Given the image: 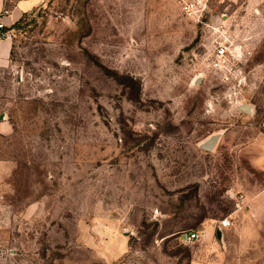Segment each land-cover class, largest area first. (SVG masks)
<instances>
[{"label": "rangeland", "instance_id": "obj_1", "mask_svg": "<svg viewBox=\"0 0 264 264\" xmlns=\"http://www.w3.org/2000/svg\"><path fill=\"white\" fill-rule=\"evenodd\" d=\"M33 1L0 68V264H264V0Z\"/></svg>", "mask_w": 264, "mask_h": 264}, {"label": "built area", "instance_id": "obj_2", "mask_svg": "<svg viewBox=\"0 0 264 264\" xmlns=\"http://www.w3.org/2000/svg\"><path fill=\"white\" fill-rule=\"evenodd\" d=\"M182 13L185 16L192 18H200L211 11L212 3L225 6L229 0H177ZM9 12L0 13V44L13 39L14 31L11 27L3 22V18L8 16ZM232 44L229 40H217L214 52L210 58V66L219 71H228L230 59L235 57V50L231 49ZM237 52V51H236ZM239 52V51H238ZM239 205V203H238ZM231 227V222L228 218L221 222V228L227 229ZM185 243L189 244L198 238L196 233H187L183 235Z\"/></svg>", "mask_w": 264, "mask_h": 264}, {"label": "crops", "instance_id": "obj_3", "mask_svg": "<svg viewBox=\"0 0 264 264\" xmlns=\"http://www.w3.org/2000/svg\"><path fill=\"white\" fill-rule=\"evenodd\" d=\"M238 1V0H236ZM178 2V1H177ZM179 5V3H178ZM180 6V5H179ZM34 7V1H25L20 3L14 9L9 12L8 16L3 18V22L9 26H14L23 16V14L27 13L29 9ZM1 13V11H0ZM12 52V44L11 41H6L0 44V68H5L10 64V56ZM258 166L264 171V158H259Z\"/></svg>", "mask_w": 264, "mask_h": 264}, {"label": "water", "instance_id": "obj_4", "mask_svg": "<svg viewBox=\"0 0 264 264\" xmlns=\"http://www.w3.org/2000/svg\"><path fill=\"white\" fill-rule=\"evenodd\" d=\"M241 109L247 113H252L253 111V107L251 105H246V104H243L241 106ZM218 139H219V135L212 136L209 140H207V142H205L202 145V147L210 150L217 143Z\"/></svg>", "mask_w": 264, "mask_h": 264}, {"label": "trees", "instance_id": "obj_5", "mask_svg": "<svg viewBox=\"0 0 264 264\" xmlns=\"http://www.w3.org/2000/svg\"><path fill=\"white\" fill-rule=\"evenodd\" d=\"M23 18H21L14 26L11 27V29L15 30L18 29V27L22 24Z\"/></svg>", "mask_w": 264, "mask_h": 264}]
</instances>
